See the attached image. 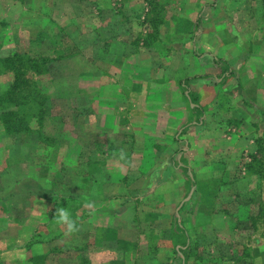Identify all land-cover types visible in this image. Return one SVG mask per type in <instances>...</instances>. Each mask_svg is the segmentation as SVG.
Returning a JSON list of instances; mask_svg holds the SVG:
<instances>
[{"label": "rangeland", "instance_id": "374dc122", "mask_svg": "<svg viewBox=\"0 0 264 264\" xmlns=\"http://www.w3.org/2000/svg\"><path fill=\"white\" fill-rule=\"evenodd\" d=\"M216 1L207 0L205 6L211 7ZM241 1L247 4L244 11L249 14L253 9V15H256V8L261 7V0ZM105 3L106 0H0V58L5 59L15 54L17 57L26 55L32 60L46 57L49 60L47 71L50 66L47 77L36 76L30 71L26 74L31 87L47 97L44 107L46 114L40 133L34 127L31 128L34 132L19 133L24 144L21 145L18 158V145L13 146L5 139L8 150L12 156H16L0 160V171L12 167H17L18 171L13 173L9 181H0V264H100L103 261L118 264L119 259L123 260L119 262L135 260L140 264L144 257L154 260L152 264H164L163 253L145 254V249L148 248V242L143 236L145 232H149L150 241L159 246L160 242L166 241V237L171 235L168 240L171 249L166 254V259L171 264L175 255L173 251L183 247L180 237L174 239L172 236L178 234L174 228L175 222L179 227L184 228L187 224L189 228L184 232L188 233L190 247L194 246V250L188 264H264V173L261 169L255 173L248 170L253 157H258V150L253 156L239 157L236 165L232 162L236 170L230 171L224 168L227 166L217 157L220 151L214 141L210 147L214 155L204 157L206 164L212 167L207 171L199 169L198 172L195 163L189 162L187 172L181 170L182 172L174 173L171 177L168 174H158L161 179L159 182L167 180L168 184L152 189L149 197L146 193L149 191L148 185L156 177L150 172L138 178L143 181L141 185L144 186L137 192V189H129L128 194L126 190L117 189L120 187L110 189V194L113 192L116 197L113 209L118 204L125 207L121 200L124 196L135 198L143 195L147 198L145 204H149L152 209H165L164 214H168L148 215L145 210H149L145 208V213L140 214L135 221L130 223L127 219V227L124 225L122 228L126 229L124 231L128 235H125L124 241L119 245L125 248L124 253L118 250L117 240L116 243H108V250L102 253L99 248L101 243L98 242L102 241L104 231H97L96 234V230L90 231L87 238H84V248H71V242L75 243V235L79 230L92 228L97 223L96 219L90 223L83 220L88 210L92 211V207L78 202L81 199L76 196H86L85 189L78 187V184L85 183L87 179L93 181L92 187L97 196H100L102 186L99 181L106 172L107 175L114 174L115 167H110L107 162L113 159L109 158L110 150L123 148V145L126 149L133 143L131 135L124 131V127H127L125 123L119 131H111L110 120L101 109L104 104L101 101L102 94L91 93L94 88L91 85L99 86L96 85L98 82L95 84L96 79L93 78L94 84L86 79H79L81 74L90 69L89 64L84 67L86 60L90 61V58L86 59L88 53L93 55L91 62L95 68L102 72L107 69L101 62L94 64L98 58L99 46L95 43L91 49V45H88V39L95 37L97 30H100L99 24L103 23L100 20L103 19L102 7ZM183 3L194 9L198 1L172 0L173 7L167 8H172L171 14L177 16ZM160 11L158 20L166 14L165 9ZM244 21L248 22V19ZM109 36L108 39H114L115 35ZM103 40H107V37ZM241 46L247 55L252 51L246 42ZM225 47L229 48L227 45ZM58 55L63 56V59H57ZM222 70L226 75L229 73L227 65L223 64ZM0 76L3 83L5 79L11 82L9 74ZM81 80L83 85H80ZM234 96H237L234 101L238 100L246 105V101L242 99L245 94ZM224 98L228 99V96ZM90 100L98 102L95 103L96 108L91 107ZM262 111L251 108V113L262 124L257 128L256 138L259 139L256 145L261 144L264 150ZM224 118H227L225 112L220 115L222 121ZM116 136L119 138H115ZM42 139L47 140L41 142ZM220 159L227 160L225 157ZM17 160L19 163L15 164ZM228 162H231L229 158ZM132 164L129 169L136 166ZM219 165L224 167H218ZM129 173L128 176L134 175ZM187 180L190 183V204L188 203L187 209L183 212L173 205L164 208L162 204L165 198L162 196L171 201V185H181ZM187 189L189 187H179L171 191L175 190L179 197L182 194L185 197ZM112 197L108 196L111 201ZM56 199L67 203L66 207L59 208ZM35 200H39V210ZM42 202L49 206L42 207ZM82 207L85 210L81 211ZM212 210L218 214H212ZM116 211L117 209L114 210ZM64 213L67 214L66 218ZM203 213L207 214L206 217H203ZM133 214L134 212L129 217H133ZM169 214L173 215L174 220ZM43 215L44 220L41 219ZM115 228L117 226L113 222L111 229ZM60 232H63L60 237L53 235ZM112 235L109 234L110 237ZM52 245L54 247L50 248ZM177 256L183 258L180 252L175 257L178 258Z\"/></svg>", "mask_w": 264, "mask_h": 264}, {"label": "crops", "instance_id": "0c3cea01", "mask_svg": "<svg viewBox=\"0 0 264 264\" xmlns=\"http://www.w3.org/2000/svg\"><path fill=\"white\" fill-rule=\"evenodd\" d=\"M197 1L194 9L183 3L177 16L171 14L172 8H167L173 7L172 0H106L103 5V19L100 20L103 23L99 24L100 30H97L95 37L89 35L91 38L88 39V45H91V49L95 43L99 46L98 58L94 64L101 62L107 69L102 72L95 68L91 62L93 55L88 53L86 59L88 57L90 61L86 60L84 67L89 64L90 69L81 74L79 79H86L91 84L96 79L95 84L98 82L96 85L99 86L91 85L94 87L91 93L102 94L101 101L104 104L101 109L110 120L111 131H119L125 123L127 127H124V131L131 135L133 143L126 149L123 145V148L110 150L109 158L113 159L107 162L110 167H115L114 174L107 175L106 172L99 181L102 186L100 196H97L92 187L93 181L87 179L86 184H78V187L86 191V196L81 195L82 199L78 202L92 207V211L88 210L83 220L90 223L96 219L97 223L92 228H82L76 233L75 243L71 242L72 249L84 248V238H87L90 231L96 230V234L97 231H104L102 241H97L101 243L99 248L102 253L108 250V243H116V240L119 242L118 250L124 253L125 248L119 245L124 241L125 235H128L124 231L126 229L122 228L127 219L131 223L145 212L148 215H168L164 214L165 209H152L149 204H145L147 198L143 195L135 198L124 196L121 200L125 207L118 204L113 209L116 197L113 192L110 194L111 188L120 187L117 189L126 190L128 194L129 189H137V192L144 186L141 185L143 181L138 178L150 172L156 177L148 185L149 191L146 193L149 197L152 189L168 184L167 180L160 183L158 174H168L171 177L174 173L182 172L181 170L187 172L189 162L195 163L198 172L199 169L207 171L211 166L206 164L204 157L214 155L210 150L212 141L218 144L220 152L217 157L227 166L218 167L223 166L230 171L236 170L234 165L239 157H249L256 153V142L259 139L256 138V132L262 124L251 113V108L262 109L264 113V0H261L260 9L256 8V15H253V9L250 14L244 11L248 6L240 0H229L228 4H225L226 0H217L211 7L205 6L207 0ZM163 9L166 14L163 15V11V16L158 20V14ZM244 19H248V22ZM109 35H115L114 39H108ZM104 37L107 40H103ZM244 42L252 49L249 55L245 54L244 47L241 46ZM223 64L229 69L227 75L222 70ZM83 80L80 85H83ZM3 82L0 79V94L10 84L6 79ZM240 93L245 94L242 99L246 101V105L238 100L234 101L237 98L234 94ZM227 96L228 99H225ZM89 103L94 109L98 102L90 100ZM224 112L227 113V118L222 121L220 115H224ZM5 139V129L0 122V160L12 156ZM21 150L20 147L16 149L17 158ZM222 157L227 160L222 161ZM131 164L136 166L129 169ZM16 169L17 167H12L0 171V181H9L13 173L18 171ZM128 173L134 175L128 176ZM187 182H183L184 185L169 182L172 184L171 201L163 195L164 208L173 205L183 212L187 209L188 203L190 204V183ZM179 187H189L185 197L184 194L179 197L175 191ZM173 189L175 190L171 191ZM109 195L113 196L112 201L108 198ZM130 200L134 202L131 203ZM35 201L39 210V200ZM45 205L49 206L48 203ZM45 205L42 207H46ZM132 212L133 217H129ZM212 214L218 213L212 210ZM206 215L203 213V217ZM169 217L173 219L172 214ZM44 218L45 215L41 219ZM113 222L117 226L115 229H111ZM187 226L186 224L184 230ZM62 233L53 235L60 237ZM111 233L112 237L109 236ZM143 236L148 242L145 254L163 253V263L169 264L166 254L171 249L168 245L171 235L166 237V241L160 242V246L150 241L149 232H145ZM172 236L174 239L179 236L181 245H184L185 239L182 249L190 246L186 231ZM147 258L144 257L140 264L153 263L154 260ZM119 261L123 260L119 259L118 264H138L135 260ZM100 264L110 263L103 261Z\"/></svg>", "mask_w": 264, "mask_h": 264}, {"label": "trees", "instance_id": "16d2710c", "mask_svg": "<svg viewBox=\"0 0 264 264\" xmlns=\"http://www.w3.org/2000/svg\"><path fill=\"white\" fill-rule=\"evenodd\" d=\"M19 57V58H18ZM6 57L5 59L0 58V74H9L11 82L4 92L0 94V122L5 129L6 139L14 146L21 148L24 143L20 140L21 134L31 133V128L38 129L37 133H40V128L44 122V115L46 114L44 107L47 97L40 91L33 89L26 78L27 71L34 73L36 76H45L50 71V66L47 62L49 61L46 57H40L37 60H32L26 55ZM57 59H63L61 55L57 56ZM66 59V58H64ZM57 61V60H56ZM22 66V67H21ZM36 132V131H35ZM42 139L41 142H45ZM18 149V148H16ZM258 157H253V163L248 166V170L251 173L257 172L261 169L264 173V150L263 146L259 144L257 146ZM259 153V154H258ZM16 154L13 155L15 158ZM17 162H15L16 164ZM78 199H82V196H76ZM57 206L59 208L66 207L65 203L61 199H56ZM174 220V219H173ZM175 231L178 234H183L184 228L179 227L176 222L174 225ZM182 232V233H181ZM185 244L183 245V247ZM193 247H186L185 250H174V259L171 260V264H188L189 257L193 253ZM180 252L182 259L176 258V254Z\"/></svg>", "mask_w": 264, "mask_h": 264}, {"label": "clouds", "instance_id": "9594fccd", "mask_svg": "<svg viewBox=\"0 0 264 264\" xmlns=\"http://www.w3.org/2000/svg\"><path fill=\"white\" fill-rule=\"evenodd\" d=\"M63 216L66 218V217H67V214H66V213H64V214H63Z\"/></svg>", "mask_w": 264, "mask_h": 264}]
</instances>
